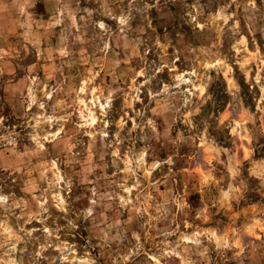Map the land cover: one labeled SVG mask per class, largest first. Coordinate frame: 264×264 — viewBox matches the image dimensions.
Masks as SVG:
<instances>
[{
  "label": "rangeland",
  "instance_id": "1",
  "mask_svg": "<svg viewBox=\"0 0 264 264\" xmlns=\"http://www.w3.org/2000/svg\"><path fill=\"white\" fill-rule=\"evenodd\" d=\"M0 264H264V0H0Z\"/></svg>",
  "mask_w": 264,
  "mask_h": 264
},
{
  "label": "bare ground",
  "instance_id": "2",
  "mask_svg": "<svg viewBox=\"0 0 264 264\" xmlns=\"http://www.w3.org/2000/svg\"><path fill=\"white\" fill-rule=\"evenodd\" d=\"M244 40V37H242V41ZM201 91H202V88H201Z\"/></svg>",
  "mask_w": 264,
  "mask_h": 264
}]
</instances>
